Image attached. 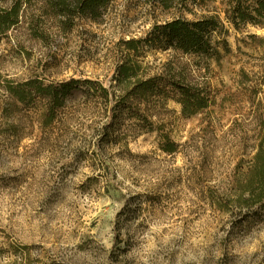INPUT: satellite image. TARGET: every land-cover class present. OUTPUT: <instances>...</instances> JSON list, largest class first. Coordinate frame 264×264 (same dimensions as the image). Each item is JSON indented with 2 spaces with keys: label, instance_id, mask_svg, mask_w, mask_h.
<instances>
[{
  "label": "rangeland",
  "instance_id": "1",
  "mask_svg": "<svg viewBox=\"0 0 264 264\" xmlns=\"http://www.w3.org/2000/svg\"><path fill=\"white\" fill-rule=\"evenodd\" d=\"M39 6L0 25V264H264V198L246 191L264 149V27L226 22L222 0L189 11L112 0L66 28L49 13L32 24ZM206 15L223 25L219 61L148 41L156 22ZM129 56L150 73L182 64L208 106L184 115L158 100L135 135L133 112L110 120L81 85L45 120L49 86L108 87Z\"/></svg>",
  "mask_w": 264,
  "mask_h": 264
},
{
  "label": "trees",
  "instance_id": "2",
  "mask_svg": "<svg viewBox=\"0 0 264 264\" xmlns=\"http://www.w3.org/2000/svg\"><path fill=\"white\" fill-rule=\"evenodd\" d=\"M7 8L0 9V25L9 28L18 25L20 19H28L33 7H38L40 16L32 19V24H37L43 19V15L51 14L57 18L63 28L71 27L79 18H87L97 21L105 15L107 7L112 0H10ZM144 3L156 5L165 10L177 9L189 11L188 4L205 3L211 0H143ZM226 22L236 26L237 23H250L264 27V0H222ZM222 23L219 17L206 15L194 20L181 17H173L164 23H154L149 32L148 41L155 49L161 51L172 50L185 54H193L196 57L207 60L219 61L220 50L218 41L213 34L220 31ZM141 40L130 39L124 44L128 50H135V45ZM225 44V43H224ZM176 64V65H175ZM178 65V66H177ZM197 82L186 74V67L180 63L167 65V69L161 73H150L147 67L142 66L138 57H123L116 65L108 87L97 82L70 80L56 86H49V108L44 116L51 121L55 110L63 105L68 96L75 92L85 94L81 85L92 90V98L95 101L109 105L110 120H114L124 113H131L136 120L129 131L137 135L142 132L144 124L149 123L147 115L141 112L147 111L152 103L167 99H174L180 103L184 115H192L206 108L207 101L201 95L202 90ZM177 96V97H176ZM111 123L101 127L102 136L107 134ZM137 127V128H136ZM163 149L172 152L174 144L166 141ZM253 175L257 179L256 185L248 186L247 192L252 194L257 201L264 198V149L261 147L255 154ZM262 199V200H261Z\"/></svg>",
  "mask_w": 264,
  "mask_h": 264
}]
</instances>
